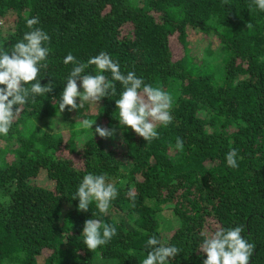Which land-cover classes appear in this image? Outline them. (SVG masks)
Instances as JSON below:
<instances>
[{
  "label": "trees",
  "instance_id": "1",
  "mask_svg": "<svg viewBox=\"0 0 264 264\" xmlns=\"http://www.w3.org/2000/svg\"><path fill=\"white\" fill-rule=\"evenodd\" d=\"M32 17L51 37L40 82L54 88L0 136V264H142L153 234L181 249L170 264H203L205 235L238 225L254 245L250 264H264V12L252 0H0V46L11 50ZM197 32L216 38L199 57L186 47ZM100 52L172 96L173 120L157 128L158 139L119 127L118 82L94 113L84 112L89 103L60 112L73 67L64 57L87 62ZM83 119L95 120L94 135ZM97 125L115 128V137L100 138ZM231 149L236 168L226 164ZM88 173L116 186L112 217H98L95 203L77 210L72 197ZM90 218L117 229L94 252L82 242Z\"/></svg>",
  "mask_w": 264,
  "mask_h": 264
},
{
  "label": "clouds",
  "instance_id": "2",
  "mask_svg": "<svg viewBox=\"0 0 264 264\" xmlns=\"http://www.w3.org/2000/svg\"><path fill=\"white\" fill-rule=\"evenodd\" d=\"M252 5L264 12V0H252ZM39 23L38 17L26 18V27L30 31L24 34L23 39L16 42L11 50L0 46V136L9 134L26 103L30 100L34 102L37 97L53 91L51 81L44 85L40 82L41 69L48 66L50 48L45 45L51 37L36 27ZM63 63L73 67L60 94V112L66 108L68 111L77 110L84 107L85 103L98 106L102 98L116 95L118 82L123 89L115 100L121 129H131L150 143L159 138L158 127H167L172 122V96L160 87L146 84L134 71L122 73L119 63L108 53L100 52L87 62H81L69 53ZM90 66H95V74L86 71ZM94 123L95 120L81 121L82 127L92 133ZM115 132V128L95 127V134L100 138H112ZM183 147L184 142L178 137L175 148L183 150ZM225 159L229 168L238 167L236 149L228 151ZM117 196L116 186L106 182L105 175L88 173L83 176L72 199H78L77 210L80 212H87L90 205L95 203L98 217H103L108 214ZM244 230L243 225L217 227L205 235L199 246V250L206 255L203 264H250L254 245L242 236ZM82 234L84 246L94 252L107 245L117 235V229L101 218H90L84 221ZM146 248L149 250L142 264H170L181 252L176 246L161 243L155 234L148 237Z\"/></svg>",
  "mask_w": 264,
  "mask_h": 264
},
{
  "label": "rangeland",
  "instance_id": "3",
  "mask_svg": "<svg viewBox=\"0 0 264 264\" xmlns=\"http://www.w3.org/2000/svg\"><path fill=\"white\" fill-rule=\"evenodd\" d=\"M216 38L214 36L211 35H207V34H203L200 32L197 33H190L189 36L187 37V44L186 47L190 49V54L194 55L195 57H199L201 56V53H203L204 48L206 47H211L212 49H215L214 45L211 44L212 40H215ZM169 48L173 54L174 58H178L181 56L182 54V48L180 46V44L178 43V41L176 40V38L170 40L169 42ZM89 108L90 109H86L84 110V112L86 114H90V113H94V107L92 104H89ZM70 115L73 114V112H69ZM75 117L78 120H81V113L75 115ZM115 137V135H114ZM71 158H73V160L75 162L78 161L77 156L75 155H70ZM7 160L10 159V155L6 156ZM109 217H112V213L108 212L107 214Z\"/></svg>",
  "mask_w": 264,
  "mask_h": 264
}]
</instances>
